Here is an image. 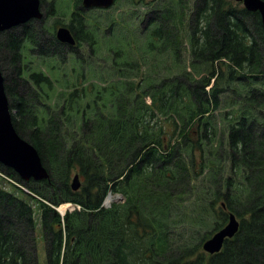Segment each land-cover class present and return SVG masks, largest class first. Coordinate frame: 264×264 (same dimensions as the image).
<instances>
[{
    "label": "trees",
    "instance_id": "16d2710c",
    "mask_svg": "<svg viewBox=\"0 0 264 264\" xmlns=\"http://www.w3.org/2000/svg\"><path fill=\"white\" fill-rule=\"evenodd\" d=\"M41 2V21L0 34V66L14 126L50 177L23 181L0 164L22 186L0 185V264H40L39 226L45 264H264L259 14L228 0H128L117 17L118 6L75 0L68 46L48 21L56 0ZM109 193L123 201L103 207ZM63 203L82 209L63 218L52 207ZM230 213L240 231L205 253Z\"/></svg>",
    "mask_w": 264,
    "mask_h": 264
},
{
    "label": "water",
    "instance_id": "95a60500",
    "mask_svg": "<svg viewBox=\"0 0 264 264\" xmlns=\"http://www.w3.org/2000/svg\"><path fill=\"white\" fill-rule=\"evenodd\" d=\"M231 1L242 2L247 11L259 13L264 28V0ZM115 2L116 0H83V7L88 10L108 9ZM43 18L41 0H0V34L25 25L32 20ZM56 36L61 43L69 46L76 44L71 30L67 27L59 28ZM5 81L0 68V164L12 169L22 180H47L49 174L39 152L19 135L14 126ZM71 187L74 191L80 189L81 184L78 176L73 179ZM239 230L240 222L234 213H230L227 224L204 242V252L209 255L220 253L226 240L233 239Z\"/></svg>",
    "mask_w": 264,
    "mask_h": 264
},
{
    "label": "rangeland",
    "instance_id": "374dc122",
    "mask_svg": "<svg viewBox=\"0 0 264 264\" xmlns=\"http://www.w3.org/2000/svg\"><path fill=\"white\" fill-rule=\"evenodd\" d=\"M152 1H154V0H147L148 3L152 2ZM44 2L46 4V6L51 7L54 0H44ZM74 2H75V0H56V11L54 12L53 16H51L48 19V21L50 23H52V22L58 20L59 24H58L57 28L61 27V26H68L70 23V17H71V11L70 10L73 9ZM127 2H128V0H122L120 4L119 3L116 4L114 7L110 8L108 11H110V10L114 9L116 6H118L116 9L112 10L111 12L114 16L119 17V15L124 10H126V8L128 7L129 4ZM236 7L241 8V5L236 6ZM41 8H42V6H41ZM185 65L189 68L190 58H189L188 54L186 57V64ZM0 68H1L3 75H4V71H3L1 66H0ZM202 75H205V73L202 72ZM4 77H5V75H4ZM5 83H6V81H5ZM262 83H264V80H262ZM233 96H234V100L238 101L239 96L237 94H233ZM224 106L225 107H224L223 112H225V113L229 112L231 114L232 118H235L237 116V112L241 109V105H239L238 103L233 104L229 108L226 105H224ZM6 178L7 177L3 173L0 172V185L7 186ZM113 197H114V199H116V195H113ZM116 201H114L112 203H116ZM117 203H119V202H117ZM63 206L66 207V205H62L61 207H63ZM61 207H59V210ZM60 212L63 213L61 210H60ZM184 217L185 218L182 220L186 219L187 223H189L191 221L186 216H184ZM201 230H203L204 232H209L210 229L202 228ZM211 235H214V233ZM36 236H38V252H39L40 264H45V245H44V241H43L42 236H41V228L40 227L36 230Z\"/></svg>",
    "mask_w": 264,
    "mask_h": 264
},
{
    "label": "bare ground",
    "instance_id": "6f19581e",
    "mask_svg": "<svg viewBox=\"0 0 264 264\" xmlns=\"http://www.w3.org/2000/svg\"><path fill=\"white\" fill-rule=\"evenodd\" d=\"M112 199H113V198H109V199L107 200V203H110V202L112 201ZM60 210L64 213L65 210H66V207L63 206V207L60 208Z\"/></svg>",
    "mask_w": 264,
    "mask_h": 264
}]
</instances>
